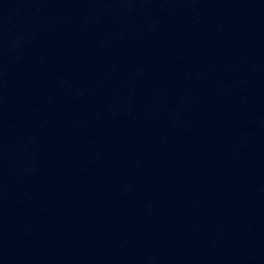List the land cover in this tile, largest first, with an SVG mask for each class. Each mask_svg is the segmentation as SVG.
Returning a JSON list of instances; mask_svg holds the SVG:
<instances>
[{"label":"water","instance_id":"95a60500","mask_svg":"<svg viewBox=\"0 0 264 264\" xmlns=\"http://www.w3.org/2000/svg\"><path fill=\"white\" fill-rule=\"evenodd\" d=\"M0 264H264V0H0Z\"/></svg>","mask_w":264,"mask_h":264}]
</instances>
